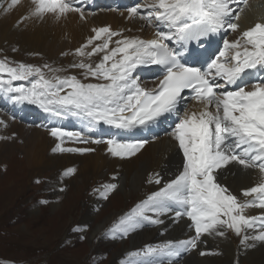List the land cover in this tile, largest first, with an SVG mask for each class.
<instances>
[{"label":"snow or ice","instance_id":"1","mask_svg":"<svg viewBox=\"0 0 264 264\" xmlns=\"http://www.w3.org/2000/svg\"><path fill=\"white\" fill-rule=\"evenodd\" d=\"M20 2L10 0L5 11ZM31 4L28 15L18 23L30 18L43 20L47 16L61 19L71 13L85 18L83 10L75 6L76 0H31ZM247 4L248 0H145L128 9V15L156 27L155 38L126 37L111 26L92 29L94 35L71 53L80 59L69 68L81 69L80 76L61 74L67 73V69L49 64L36 66L13 63L7 57L0 59V90L14 102L36 104L56 117L82 116L92 127L100 122L125 130L147 127L162 117L179 114L182 106L186 108L183 103L186 100L203 105L198 112L185 111L171 133L182 153L181 170L166 182L159 173L152 174L149 183L162 186L109 230L126 236L143 221L163 223L159 217L172 211L174 205L183 207V212L175 211V217L187 216L195 235L186 240L147 245L142 250L146 257L179 256L181 251L196 249L199 243H204L203 235L224 236L225 229L242 234L241 245H247L248 231L255 229L257 223L259 235L251 239L264 241V214H246L250 207L264 209V79L255 77L250 85L238 84L249 70L264 71V23L257 22L240 31L234 40L224 39L218 54L207 59L190 47L216 33L237 32ZM3 7L0 3V8ZM162 24L167 25V31L160 30ZM114 36L122 38L113 41ZM173 41L180 47L170 46ZM99 54H103L99 62L92 63L91 57ZM150 65L160 66L163 72L154 86L147 88L136 72ZM31 78L34 79L30 87L14 83ZM93 80L96 82H85ZM228 85H236V90H225ZM189 92L191 95H186ZM50 134L60 140L53 152L94 151L63 147L67 138L85 144L106 143L112 156L125 158L135 155L148 143L117 138L90 141L83 132L61 127L51 128ZM232 162L261 174L258 183L242 190L245 199H239L217 181L218 170ZM75 172L70 167L63 175L71 176ZM117 187L116 183H107L95 191L107 199Z\"/></svg>","mask_w":264,"mask_h":264},{"label":"bare ground","instance_id":"2","mask_svg":"<svg viewBox=\"0 0 264 264\" xmlns=\"http://www.w3.org/2000/svg\"><path fill=\"white\" fill-rule=\"evenodd\" d=\"M31 7L32 4L30 2L24 1L8 12L0 11V48L5 50L8 45H14L15 47L28 50L33 54L43 53L46 55L47 62L51 63V66L67 69V73L61 74L81 75V69L69 68L70 64L78 62L80 59L71 53L86 42L92 31V26H111V29L114 31H122L123 36H135L145 40L155 38L154 34L157 31L154 26L144 25L146 26L144 27L139 24L138 19L129 18L128 9L124 12H119L113 10V8L96 14L87 13V20L86 18L80 19L77 13H71L67 15L66 18L61 19L47 16L43 20L30 18L25 19L23 23H18L22 17H25L22 16L23 14L28 15ZM242 14L243 16L239 22L242 26L237 32H232L231 35H229L227 39L230 41L236 39L240 31L252 27L257 22L264 23V0H248V4ZM161 26H165V29L160 30L167 31V25L162 24L160 27ZM219 35L220 33H216V36ZM121 38V36L112 37L113 41ZM4 43H6V46L3 45ZM114 46V44L110 45V47ZM64 52H69L70 54L68 56L61 55V53ZM102 55L103 54H99L91 57V62L94 64L99 62ZM147 67L148 66H142L138 68L136 75L139 76L143 85L148 88V82H146L142 72L144 74L151 73L154 81H156L157 76H154L155 72H149L151 69H155L154 66L149 70ZM259 74L260 72L256 71L253 75L256 76ZM29 83L30 82H28V84ZM0 97V101L2 100L1 103L9 105L11 108H13L14 105L16 109L19 108L21 111L32 110L34 112L36 110V113L40 111V113L49 117L51 125L60 126L70 122L73 123L77 129L85 131L86 133L96 131V129L89 124L88 120L82 116L68 114L56 117L51 113L45 112L36 104L14 102L10 98V95L2 90H0ZM202 107V104L194 101L187 105L185 109L180 110L179 114H172L168 117L172 121L177 122L185 111L190 112L191 109H193L192 111H198L202 109ZM4 111L5 109L3 112ZM0 121H3V123H0V139L3 140L7 137V140H3L0 143V158L4 156L3 153H5L6 156L13 154L14 151H19L24 155L23 159L30 165H33L37 160H44L46 165L53 166L54 169L62 168L60 172H63L69 167L78 169L75 177H71L74 179H67L66 181L68 184L65 181L66 185L70 184L74 186V189L67 197L68 200L72 199L76 194L79 195L83 192L85 180L96 177L97 179H102L100 183H116L118 185L117 189L114 191L115 197L116 193L122 194L126 199L134 195L138 196V199L142 201L149 195L148 190L151 189L152 192H154L162 186V184L157 185L155 183H149V178L152 174L159 173V175L163 177V181L166 182L170 178L171 173L176 174L174 173L175 170L177 168H179V170L181 169V158L178 153L177 143L174 138L169 136L158 138L155 142L146 146L144 150L134 158L127 157V159H123L114 157L107 151L108 146L105 145V147H98V149L94 150V154H90V156H81L78 154L69 155L62 154L61 152H53L52 149L56 146L58 140L54 139V137L52 138V135L48 131L39 126L26 124L16 119H10V117L5 116V113L3 114L2 112H0ZM155 127L156 123L150 124L146 127V130L150 132ZM91 145L92 144L82 145V147H97V145ZM218 171L220 172V175L217 176L218 182L226 185L239 199H245L242 196L243 189L254 186L261 179V174L258 170L245 169L235 162L230 163L227 168ZM79 175L81 176L79 177ZM114 195L112 196L114 197ZM74 200L75 198L60 207L61 210L65 212L66 216H69L68 221L73 219L72 214L76 212ZM90 203L93 209L90 208L83 218V224H87L88 226L94 217L95 208L97 206L103 203V206L107 209L111 208L109 207V203L106 204L105 200L103 201L100 193L98 197L94 198L91 196ZM262 212H264V209L259 207H250L246 209V214L249 216ZM120 214H122V211L112 208L111 211H108L99 219L97 224L91 226L89 233H87V243L90 247L93 245L94 236L104 230V228L113 220L117 219ZM159 219L162 220L163 223H161L158 228L147 229L141 225L136 230L130 232L127 235L131 237L129 242L125 243L121 248L115 249L114 251L112 250L111 262L114 260L117 261L123 257L126 251L142 248L146 243L152 244L154 242L155 244H162L167 241L176 242L194 236V231L189 221L183 217L177 219L175 214L168 212L160 216ZM62 225L64 226V224ZM224 231V236L218 234L203 235V240L207 242V245L200 243L189 256L172 264H238L240 262H245V264H264V241L251 239V237L259 235V228L248 231L250 239L247 245H241V240L243 239L242 234L237 235L232 229H225ZM111 237L114 238L113 240L119 239L122 238V234L119 231L114 233L111 232ZM105 240L106 239L102 238L98 243L97 253L101 252V247ZM201 252L207 254L201 255ZM152 258L148 256L146 259H142L141 257L134 256L131 260L133 264H161L155 262Z\"/></svg>","mask_w":264,"mask_h":264},{"label":"rangeland","instance_id":"3","mask_svg":"<svg viewBox=\"0 0 264 264\" xmlns=\"http://www.w3.org/2000/svg\"><path fill=\"white\" fill-rule=\"evenodd\" d=\"M141 1L139 0L138 2L140 3ZM138 2L136 3L137 5L139 4ZM113 10L124 12L127 9L113 8ZM139 24L144 26L141 21H139ZM3 45L6 46V43ZM5 57L13 63L23 62L36 66L51 65V63L47 62L45 54H33L14 45H8L5 50L0 48V59ZM32 79L34 78L29 81H16L14 83H22L26 87H30ZM27 82L30 83L27 84ZM9 108L7 105L2 106L0 107V112L5 113V116L10 117V119L18 120L21 118L18 113H15L14 105L13 111ZM4 109L6 112H3ZM42 115L30 113L27 120L34 122V125L50 129V124L45 119V116ZM21 120L23 121V119ZM48 132L50 133V131ZM3 140H7V137ZM3 140L0 139V143ZM6 142L9 143L8 141ZM90 154L93 155L94 151L90 152ZM90 154L78 155L90 156ZM3 155L0 158V264H133L130 258L134 256L130 255V253L136 252L142 253L137 255L142 259L147 258L143 255L142 250L147 245L154 246V242L152 244L146 243L147 245L144 244L142 248L128 250L123 257L111 262L112 252L128 243L131 237L122 235V238L113 240L114 238L111 237V231L109 230L115 227L119 223L118 220L128 214L139 203L138 201H141L138 196L133 195L126 199L122 194L116 193V197L119 198L117 199L114 195L115 192L110 193L107 199L103 198V201L105 200L106 204L109 203L111 208L107 209L103 206V203L97 206L89 226L87 224L84 225V216L90 208L93 209L90 197H98L99 193L95 189L100 188L104 184L100 183L102 179L91 177L89 180H85L83 192L72 197V199L75 198L74 207L76 212L72 214L73 219L68 221L69 216H66L60 207L65 203H69L70 200L72 201V199L68 200L67 197L74 189V186L66 185V180L74 179L71 177H75L78 169L73 175L64 176L65 170L60 172L62 168L54 169L53 166L46 165L44 160H37L33 165H30L23 159L24 155L19 151H14L13 154L6 156L3 153ZM123 159H127V157ZM151 192V189L148 190V193ZM112 208L122 211V214L94 236L93 245L90 247L87 243V233H89L91 226L97 224L99 219L105 213L111 211ZM102 238L108 241L105 240L103 242L101 252L97 253L98 243ZM238 264H245V262Z\"/></svg>","mask_w":264,"mask_h":264}]
</instances>
